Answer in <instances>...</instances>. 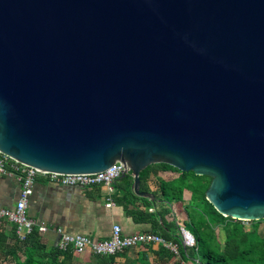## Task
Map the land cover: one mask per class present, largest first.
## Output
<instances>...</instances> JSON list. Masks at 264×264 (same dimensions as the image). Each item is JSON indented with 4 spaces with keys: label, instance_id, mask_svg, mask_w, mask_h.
<instances>
[{
    "label": "water",
    "instance_id": "obj_1",
    "mask_svg": "<svg viewBox=\"0 0 264 264\" xmlns=\"http://www.w3.org/2000/svg\"><path fill=\"white\" fill-rule=\"evenodd\" d=\"M0 153L56 173L115 161L208 176L264 219V0H0ZM181 232V227H180Z\"/></svg>",
    "mask_w": 264,
    "mask_h": 264
},
{
    "label": "trees",
    "instance_id": "obj_2",
    "mask_svg": "<svg viewBox=\"0 0 264 264\" xmlns=\"http://www.w3.org/2000/svg\"><path fill=\"white\" fill-rule=\"evenodd\" d=\"M175 171L179 173L178 178L164 182L157 178L160 171ZM154 177V183L158 185L161 193L166 194L167 204L157 212L153 208L154 201L144 199V209H139L136 202L140 197L133 194L130 187L132 176H124L120 183L114 182L118 187L119 197H115L123 205L126 216L137 223L151 224L150 233L162 237L166 242L174 243L178 249V256L174 255L168 248L162 245L153 248L144 245L138 252L141 264H145L150 252L154 255L153 264H181V261L192 262L198 260L199 264H264V233L260 234L256 223L264 221L247 222L224 217L206 200L205 190L211 178L208 176H197L193 172H180L164 163L151 164L139 173L141 192H147V182ZM188 182L194 185L190 200L183 202V210L191 215L188 221L189 231L195 239V247L185 249L182 245L180 225L177 218L167 221L165 217L170 214L171 199L169 194L175 195ZM153 211L149 212L148 209ZM5 224H9L8 233ZM223 231L225 237L220 242L219 232ZM43 234L33 230L30 238L25 243H20L15 234V225L5 218H0V264H76L73 257L76 254L71 251H61L55 244L45 242L41 239ZM13 239L9 244L8 238ZM123 255L118 253L111 256H91L90 264H114L117 257ZM177 257L175 260L174 258ZM130 264H137L136 262Z\"/></svg>",
    "mask_w": 264,
    "mask_h": 264
},
{
    "label": "crops",
    "instance_id": "obj_3",
    "mask_svg": "<svg viewBox=\"0 0 264 264\" xmlns=\"http://www.w3.org/2000/svg\"><path fill=\"white\" fill-rule=\"evenodd\" d=\"M178 176L179 173L171 170L160 171L157 174V178L164 182L174 180ZM122 178L124 177L116 179L115 183L119 184ZM154 180V177H152L147 182L148 191L146 192L153 197L138 196L140 199L136 202V205L139 209H144V199L154 201L153 208L156 212L168 205L166 201L168 195L161 193L159 186H156ZM193 187L192 182H188L175 195L169 194L171 211L165 217L167 221L182 215L184 211L182 204L190 200ZM19 189L20 183L16 175H0V209L11 210L14 208L19 196ZM113 189V194L109 195L106 188L102 185L91 188L64 187L38 178L34 183L32 194L28 198L26 216L36 224H44L48 227V231L42 235L41 239L51 244L56 243V235L54 233L56 228H60L67 234H82L96 240L108 238L111 235L113 225H118L121 228L122 235L150 232L151 224L137 223L129 216H126L123 205L119 200L115 199V197L120 196L118 187H114L113 184ZM109 202H112L113 205L108 206ZM179 225L181 226L180 222ZM4 228L8 233L9 224H5ZM218 239L223 242L224 238L219 235ZM8 242L12 244L13 239L9 237ZM150 246L157 248L159 245ZM142 247L140 245L125 250L123 255L116 258L114 264H130V262L141 264L138 261L140 260L138 252ZM147 255L148 259L145 264H153L154 255L150 252ZM79 256H83V261L87 259L84 264H90V253L86 252ZM186 263L190 264L191 262L186 261Z\"/></svg>",
    "mask_w": 264,
    "mask_h": 264
},
{
    "label": "built area",
    "instance_id": "obj_4",
    "mask_svg": "<svg viewBox=\"0 0 264 264\" xmlns=\"http://www.w3.org/2000/svg\"><path fill=\"white\" fill-rule=\"evenodd\" d=\"M126 170V166L121 161H115L102 171L94 173H56L30 166L13 158L0 153V175H16L20 183L19 196L15 206L11 210L0 209V218H5L15 225V234L20 243H25L30 238L33 230L40 234L48 231L44 224H36L32 219L26 216V207L28 198L32 194V189L36 179L43 180L64 187L91 188L102 185L106 188L109 195L113 194V184ZM113 205L112 202L107 204ZM149 212L153 209L149 208ZM56 235V247L61 251H71L76 255L86 252L99 255L111 256L122 253L125 250L144 245H162L168 248L174 255H178L176 244L166 242L162 237L150 232L136 233L132 235H122L121 228L113 225L111 235L104 239H92L82 234H67L60 228L54 230ZM182 245L187 249L195 247L193 235L181 227ZM181 264H188L181 261ZM190 264H199L198 260Z\"/></svg>",
    "mask_w": 264,
    "mask_h": 264
},
{
    "label": "rangeland",
    "instance_id": "obj_5",
    "mask_svg": "<svg viewBox=\"0 0 264 264\" xmlns=\"http://www.w3.org/2000/svg\"><path fill=\"white\" fill-rule=\"evenodd\" d=\"M211 181V180H210ZM190 216L191 215H188L186 214L184 211L182 212V215L180 217L177 218V221L180 222L181 226L184 227V228H188L189 227V224H188V221H190ZM264 220V219H263ZM247 222H250V221H245V224L248 225ZM257 225V228H258V231L263 234L264 233V221L260 222V223H256ZM219 235L221 236V238H224L225 237V234L223 231H220L219 232ZM88 256V255H87ZM91 256L92 254H90V261H91ZM83 256L80 257L79 255H76L73 257V261L76 263V264H84L87 262V259L86 261H83Z\"/></svg>",
    "mask_w": 264,
    "mask_h": 264
}]
</instances>
